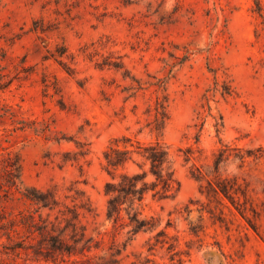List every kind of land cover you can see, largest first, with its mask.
<instances>
[{"label": "rangeland", "instance_id": "rangeland-1", "mask_svg": "<svg viewBox=\"0 0 264 264\" xmlns=\"http://www.w3.org/2000/svg\"><path fill=\"white\" fill-rule=\"evenodd\" d=\"M121 136L165 143L180 186L148 196L156 228L135 236L104 215L102 153ZM225 144L263 156L216 174ZM6 159L19 179L5 192ZM223 179L245 199L213 195ZM47 189L62 209L90 202L97 264H264V0H0V264H74L28 228L22 194Z\"/></svg>", "mask_w": 264, "mask_h": 264}, {"label": "trees", "instance_id": "trees-1", "mask_svg": "<svg viewBox=\"0 0 264 264\" xmlns=\"http://www.w3.org/2000/svg\"><path fill=\"white\" fill-rule=\"evenodd\" d=\"M120 64L114 62L112 66L119 69ZM159 110V112H157ZM156 114L161 122L165 119V111L162 104L156 107ZM156 120L158 118L156 117ZM162 124V123H161ZM158 130V128H155ZM61 139L55 138L59 143ZM236 151L235 154H231ZM189 150L183 152L185 162L189 160ZM87 153L80 152L79 156L84 157ZM263 151L242 150L231 148L230 145H222L218 150L214 162L213 171L217 174L221 164L230 159L240 162L241 167L247 160L256 161L261 159ZM102 169L108 177L104 185L103 193L106 197L105 218L112 222L113 226L127 228L131 236L140 233L152 232L155 230V219L144 214V203L148 196L158 201L172 198L179 191V182L176 179L175 162L171 156L169 147L159 141L140 142L129 136L115 138L102 153ZM6 178L4 179L5 190L16 189L19 179V165L17 161L11 162L6 159L3 165ZM197 177L201 172L195 169ZM207 187L218 196L223 195L234 203L233 196L245 193L236 182L223 179L213 186L206 181ZM22 197L36 206L35 213H38V220L33 215L29 216L31 222L28 228L33 229L32 233L39 236L38 242L44 246L47 255L76 257L74 264H97L94 257L89 256L92 249V242L86 236V228L82 225L81 215H92L94 210L90 202L79 200L71 207L64 206L56 196L54 189L45 191L31 190V193H24ZM40 211H46L45 217ZM53 216V221L50 217ZM26 225L25 222H21ZM164 231H159L156 237L160 238ZM158 242V240H156ZM161 241L160 243H162ZM48 256L45 258L47 259ZM102 259V258H99ZM102 264H118L116 260H109Z\"/></svg>", "mask_w": 264, "mask_h": 264}]
</instances>
